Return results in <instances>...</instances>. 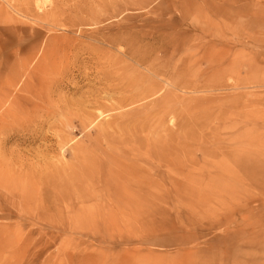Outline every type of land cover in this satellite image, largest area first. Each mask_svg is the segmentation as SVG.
Here are the masks:
<instances>
[{
    "label": "rangeland",
    "instance_id": "374dc122",
    "mask_svg": "<svg viewBox=\"0 0 264 264\" xmlns=\"http://www.w3.org/2000/svg\"><path fill=\"white\" fill-rule=\"evenodd\" d=\"M0 264H264V0H0Z\"/></svg>",
    "mask_w": 264,
    "mask_h": 264
},
{
    "label": "bare ground",
    "instance_id": "6f19581e",
    "mask_svg": "<svg viewBox=\"0 0 264 264\" xmlns=\"http://www.w3.org/2000/svg\"><path fill=\"white\" fill-rule=\"evenodd\" d=\"M37 8V7H36ZM40 8V7H39ZM38 8V9H39ZM28 16V15H27ZM27 16H23L24 18H29V17H27ZM35 18H37L36 16H32V19H35ZM132 58V60H133V56H131ZM138 63V62H137ZM107 65V64H106ZM112 65V64H111ZM110 65V66H111ZM119 66V65H118ZM115 68V67H114ZM117 68V67H116ZM119 69V68H118ZM107 70V69H106ZM122 70H124V69H122ZM110 71V70H109ZM114 71V70H113ZM120 71H121V69H120ZM115 72V71H114ZM103 74V73H102ZM100 75V74H99ZM119 75V74H118ZM117 75V76H118ZM121 76V75H120ZM119 76V77H120ZM147 77V76H146ZM100 78H102V81H103V79H104V81H109V82H111V84H109V85H111V87L110 86H108V90L107 91H120L119 93H120V95H121V97H122V99H117V101L116 102H114L115 104L117 103V105L119 106V108L118 109H121L122 110V108L124 107V106H126V105H128V104H131V103H135V102H138V101H140V100H142V99H144V98H146L147 96H148V94H150L151 92H152V87L151 86H145V80L141 77V76H138V75H135L134 73H132L131 75H128V76H124V77H120V78H111V74H109V72L108 73H105V74H103L102 75V77H100ZM64 79V78H63ZM62 81V80H61ZM61 81H59V82H61ZM67 81V80H66ZM66 81L65 82H61V83H57L56 85H57V89L58 90H60V88L62 87V86H64V84H66ZM39 82V81H38ZM57 82V81H56ZM100 82V81H99ZM105 83V82H104ZM47 84V83H46ZM152 84H153V82H152ZM28 85V84H27ZM52 85H54V83H52ZM119 85V86H118ZM23 86V85H22ZM106 86V85H105ZM103 88H105L104 86H103ZM53 89V88H52ZM51 88H50V90H52ZM68 89H71L70 87H68ZM73 90V89H72ZM74 90H76V89H74ZM73 90V91H74ZM106 90V89H105ZM156 90V89H155ZM49 91V90H48ZM56 92V91H55ZM58 92V91H57ZM101 92V91H100ZM111 92V93H112ZM54 93V92H53ZM52 93V94H53ZM102 93V92H101ZM100 93V94H101ZM52 94H49V95H52ZM107 94V93H106ZM106 94H104V96L106 95ZM113 94V93H112ZM46 95V94H45ZM108 96V95H107ZM167 96V95H166ZM118 97V96H117ZM112 98V97H111ZM120 98V97H119ZM158 98V97H157ZM156 98V99H157ZM83 99V98H82ZM97 100H99V99H97ZM96 99H93V100H89L88 101V103L89 104H91V105H93V107L95 108V110H96V112H97V114L101 117H103V114H102V112L100 111V110H98L97 108V103H98V101H97ZM101 100V99H100ZM111 100V99H110ZM109 100V101H110ZM146 100V99H145ZM150 100H152L153 101V99H151L150 98ZM104 101V100H103ZM115 101V100H114ZM152 101H149L150 103L152 102ZM82 102V101H81ZM147 102V101H146ZM161 102V101H160ZM105 104V103H104ZM110 104V103H109ZM146 104V103H145ZM133 105V104H132ZM57 106V105H56ZM116 106V105H115ZM129 106V105H128ZM143 106V105H142ZM150 107V106H149ZM86 108V107H85ZM102 108H104V107H102ZM142 108V107H141ZM106 109V108H105ZM116 109V108H115ZM132 110V109H131ZM130 110V111H131ZM140 110V109H139ZM157 110V109H156ZM78 111V110H77ZM120 111V110H119ZM134 111V110H133ZM132 111V112H133ZM143 112V111H142ZM145 112V111H144ZM156 112H158V111H156ZM111 113V112H110ZM130 113V112H129ZM139 113V112H138ZM78 114V113H77ZM157 114V113H156ZM163 114V113H162ZM84 115L86 116V114H85V112H84ZM128 115V114H127ZM143 115V114H142ZM150 115V114H149ZM83 116V115H82ZM84 116V117H85ZM111 116H113V115H111ZM110 116V117H111ZM76 117H77V115H76ZM105 117V116H104ZM128 117H130V116H128ZM139 117H140V115H139ZM145 117V116H144ZM160 117V116H159ZM133 118H135V117H133ZM171 118V117H170ZM83 119H85L84 120V122H82L81 123V127L83 128H89L92 124H93V122L91 121V120H89L90 118L89 117H87V118H83ZM133 120V119H132ZM154 120V119H153ZM152 120V121H153ZM102 121V120H101ZM104 121V120H103ZM119 121V120H118ZM143 121H144V119H143ZM132 122V121H131ZM131 122H128V123H131ZM138 122V121H137ZM104 123V122H103ZM117 123H119V122H117ZM120 124V123H119ZM118 124V125H119ZM125 124H127V123H125ZM99 125H101V124H99ZM173 125V124H172ZM104 126V125H103ZM115 126H116V123H115ZM121 126V125H120ZM92 127V126H91ZM110 127V126H109ZM108 127V128H109ZM130 127V126H129ZM188 127V126H187ZM107 128V129H108ZM119 129H120V127H118ZM128 128V127H127ZM81 129V128H80ZM143 128L142 127H139V130H141L142 132H143V130H142ZM179 129V128H178ZM185 129V128H184ZM75 130H77V129H75ZM93 131V130H92ZM117 131V130H116ZM119 131V130H118ZM120 131H121V129H120ZM141 131H135V133H138V132H141ZM98 132V131H97ZM123 134H124V132H123ZM155 134V133H154ZM92 135H93V133H92ZM102 138V137H101ZM93 140V139H92ZM92 142V141H91ZM98 142H99V140H98ZM95 143V142H94ZM89 144H91V143H89ZM102 145V144H101ZM87 146V145H86ZM92 148V147H91ZM86 149V148H85ZM106 151H107V149H106ZM77 152V151H76ZM86 156V155H85ZM74 157H75V155H74ZM76 161H78V162H80V164L82 163L81 161V157L80 156H78L77 158H76ZM86 164H87V162H85ZM85 165V164H84ZM110 166V165H109ZM78 168H79V166H78ZM87 168V167H86ZM70 169H72V167L70 168ZM68 169H66V171H67ZM79 171V170H78ZM80 172V171H79ZM160 172V171H159ZM73 173V172H72ZM115 173V172H114ZM113 173V174H114ZM152 173V171L151 170H147V174L149 175V174H151ZM162 173V172H161ZM59 174V173H58ZM86 174V173H85ZM146 174V175H147ZM157 174H159V173H157ZM55 175H56V173H55ZM54 175V176H55ZM61 175V174H60ZM167 175V174H166ZM53 176V177H54ZM52 177V178H53ZM56 177V176H55ZM132 179L133 180H131V182H132V187H133V189L135 188V190H137V193H131L130 195H129V199L130 200H142L143 198H150V199H153L154 197H155V195H153L154 194V188H150L149 190H145V191H143L142 190V187H144V185H146L147 184V182H143L142 181V179H135V177L132 175ZM83 178V177H82ZM56 179V178H55ZM156 179V178H155ZM154 179V180H155ZM167 179V178H166ZM72 180V179H71ZM157 180H158V178H157ZM161 180V179H160ZM165 180V179H164ZM169 180V179H168ZM57 181V180H56ZM68 181V180H67ZM123 181V180H122ZM145 181H147V180H145ZM121 182V181H120ZM150 182V181H149ZM159 182V181H158ZM171 182V181H170ZM53 183V182H52ZM58 183V182H57ZM61 183V182H60ZM68 183V182H67ZM59 184V183H58ZM66 184V183H65ZM154 185V184H153ZM60 186V185H59ZM63 187H64V185H62ZM164 186H166V185H164ZM183 192H181V194H183V195H185L184 193H185V191H186V188H185V186L187 187V185H185L184 183H183ZM56 189L58 190V188H57V185H56ZM59 191V190H58ZM167 191V190H166ZM63 192V191H62ZM80 192V191H79ZM168 192V191H167ZM190 192V191H189ZM141 193H144V196H142L141 195ZM168 194V193H167ZM187 196V195H186ZM174 199H177V197H173ZM179 199V198H178Z\"/></svg>",
    "mask_w": 264,
    "mask_h": 264
}]
</instances>
